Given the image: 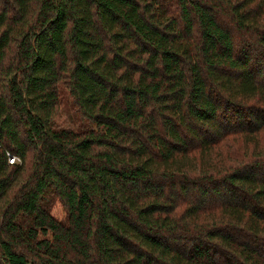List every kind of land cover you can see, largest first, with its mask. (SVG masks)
<instances>
[{"label":"trees","instance_id":"obj_1","mask_svg":"<svg viewBox=\"0 0 264 264\" xmlns=\"http://www.w3.org/2000/svg\"><path fill=\"white\" fill-rule=\"evenodd\" d=\"M0 264H264V0H0Z\"/></svg>","mask_w":264,"mask_h":264},{"label":"rangeland","instance_id":"obj_2","mask_svg":"<svg viewBox=\"0 0 264 264\" xmlns=\"http://www.w3.org/2000/svg\"><path fill=\"white\" fill-rule=\"evenodd\" d=\"M63 95V103L57 113V115L54 117V123L58 127H70V128H78L85 122L83 120H80L78 115L76 114V109L73 105V103L70 100V97L66 90L61 89ZM50 213L53 217H55L58 220H64L65 219V211L63 206L58 200H54L52 202V205L50 207Z\"/></svg>","mask_w":264,"mask_h":264},{"label":"built area","instance_id":"obj_3","mask_svg":"<svg viewBox=\"0 0 264 264\" xmlns=\"http://www.w3.org/2000/svg\"><path fill=\"white\" fill-rule=\"evenodd\" d=\"M7 155V160L8 163L13 164V163H19L20 159L14 155H11L10 153H6Z\"/></svg>","mask_w":264,"mask_h":264}]
</instances>
